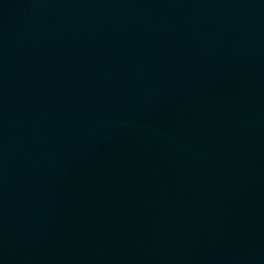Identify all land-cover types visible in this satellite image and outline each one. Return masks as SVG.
Returning <instances> with one entry per match:
<instances>
[{"label":"water","instance_id":"water-1","mask_svg":"<svg viewBox=\"0 0 264 264\" xmlns=\"http://www.w3.org/2000/svg\"><path fill=\"white\" fill-rule=\"evenodd\" d=\"M0 264H264V0H0Z\"/></svg>","mask_w":264,"mask_h":264}]
</instances>
